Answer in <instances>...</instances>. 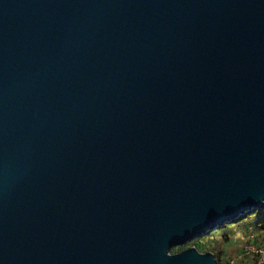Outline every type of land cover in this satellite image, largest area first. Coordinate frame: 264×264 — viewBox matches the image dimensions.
<instances>
[{"label": "water", "instance_id": "1", "mask_svg": "<svg viewBox=\"0 0 264 264\" xmlns=\"http://www.w3.org/2000/svg\"><path fill=\"white\" fill-rule=\"evenodd\" d=\"M264 208V0H0V264H219L174 247Z\"/></svg>", "mask_w": 264, "mask_h": 264}, {"label": "rangeland", "instance_id": "2", "mask_svg": "<svg viewBox=\"0 0 264 264\" xmlns=\"http://www.w3.org/2000/svg\"><path fill=\"white\" fill-rule=\"evenodd\" d=\"M254 234L257 244L264 247V236L261 235L251 219L239 223H231L227 227L218 228L211 233L187 242L185 245L174 247L170 254L179 253L188 248H196L200 253L213 250L220 254L221 262L234 260V264H254L250 257H241L244 247L249 243V237Z\"/></svg>", "mask_w": 264, "mask_h": 264}, {"label": "built area", "instance_id": "3", "mask_svg": "<svg viewBox=\"0 0 264 264\" xmlns=\"http://www.w3.org/2000/svg\"><path fill=\"white\" fill-rule=\"evenodd\" d=\"M241 257H250L254 260V264H264V247L257 244V238L254 234L249 237V243L244 247ZM235 261L227 260L220 264H234Z\"/></svg>", "mask_w": 264, "mask_h": 264}, {"label": "trees", "instance_id": "4", "mask_svg": "<svg viewBox=\"0 0 264 264\" xmlns=\"http://www.w3.org/2000/svg\"><path fill=\"white\" fill-rule=\"evenodd\" d=\"M246 219H251L254 222L256 229L259 232H261L262 236H264V208H262L260 210H255L251 213H247V214L239 217L233 223H239V222L246 220ZM227 226H224V227H227ZM207 252L213 253L215 255V258L218 260L219 264L221 263L220 254L215 253L213 250H208V251H206V253Z\"/></svg>", "mask_w": 264, "mask_h": 264}]
</instances>
